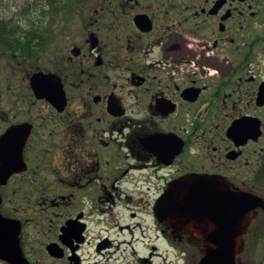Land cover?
<instances>
[{
    "label": "flooded vegetation",
    "instance_id": "flooded-vegetation-1",
    "mask_svg": "<svg viewBox=\"0 0 264 264\" xmlns=\"http://www.w3.org/2000/svg\"><path fill=\"white\" fill-rule=\"evenodd\" d=\"M24 2L0 18V264L201 251L155 213L191 176L264 198V0ZM251 248L261 208L237 264Z\"/></svg>",
    "mask_w": 264,
    "mask_h": 264
},
{
    "label": "water",
    "instance_id": "water-1",
    "mask_svg": "<svg viewBox=\"0 0 264 264\" xmlns=\"http://www.w3.org/2000/svg\"><path fill=\"white\" fill-rule=\"evenodd\" d=\"M36 77L33 89L40 97L42 94L37 82L41 75ZM186 180L180 189L173 188L166 195L173 200L157 203L155 213L158 220L176 224L179 229H187L200 239L205 248L197 264H236L239 236L252 211L257 208L264 210V199L242 192H229L227 186L210 177L191 176ZM221 186L225 189L222 197Z\"/></svg>",
    "mask_w": 264,
    "mask_h": 264
},
{
    "label": "rangeland",
    "instance_id": "rangeland-1",
    "mask_svg": "<svg viewBox=\"0 0 264 264\" xmlns=\"http://www.w3.org/2000/svg\"><path fill=\"white\" fill-rule=\"evenodd\" d=\"M24 1H27V0H0V7H3L6 4V2L16 4L17 6H19V3H22L21 6L23 7L25 3ZM38 2H40V0H32L33 5ZM19 10L24 11L23 9H19ZM35 13H38V12L33 10L32 15H31L32 18L36 17ZM37 27L39 30H41L42 28V26H37ZM155 240H156L155 233L153 231H149L146 228L144 232V248L146 249V245L150 241H155ZM156 245L158 246V249L156 251L160 255L159 256L154 255L153 264H196L200 257V252L199 250H196V249L184 250V249L178 248L177 250H172L166 247L162 243V241H160V243H157ZM251 249H252V252L254 251L255 253H258L260 255V257H258L259 255L257 254L258 258L257 260L255 259L256 263L257 264L263 263L262 256L264 257V250L257 252L256 248L254 249L251 248ZM149 251L150 250L146 249L145 253L147 254ZM251 256L253 255L251 254Z\"/></svg>",
    "mask_w": 264,
    "mask_h": 264
},
{
    "label": "clouds",
    "instance_id": "clouds-1",
    "mask_svg": "<svg viewBox=\"0 0 264 264\" xmlns=\"http://www.w3.org/2000/svg\"><path fill=\"white\" fill-rule=\"evenodd\" d=\"M18 12L19 8L16 4L6 2L3 7H0V18L12 19L14 16H17ZM17 22H19L18 17Z\"/></svg>",
    "mask_w": 264,
    "mask_h": 264
},
{
    "label": "trees",
    "instance_id": "trees-1",
    "mask_svg": "<svg viewBox=\"0 0 264 264\" xmlns=\"http://www.w3.org/2000/svg\"><path fill=\"white\" fill-rule=\"evenodd\" d=\"M18 32V31H17ZM33 32H35V29H33ZM12 33H14V32H12Z\"/></svg>",
    "mask_w": 264,
    "mask_h": 264
}]
</instances>
